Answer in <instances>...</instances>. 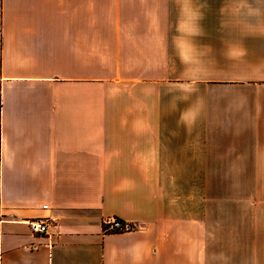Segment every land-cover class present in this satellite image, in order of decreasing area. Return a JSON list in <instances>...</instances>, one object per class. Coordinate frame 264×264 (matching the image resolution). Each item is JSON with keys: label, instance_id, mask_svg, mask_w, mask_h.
I'll return each instance as SVG.
<instances>
[{"label": "crops", "instance_id": "1", "mask_svg": "<svg viewBox=\"0 0 264 264\" xmlns=\"http://www.w3.org/2000/svg\"><path fill=\"white\" fill-rule=\"evenodd\" d=\"M0 264H264V0H0Z\"/></svg>", "mask_w": 264, "mask_h": 264}, {"label": "built area", "instance_id": "2", "mask_svg": "<svg viewBox=\"0 0 264 264\" xmlns=\"http://www.w3.org/2000/svg\"><path fill=\"white\" fill-rule=\"evenodd\" d=\"M43 209H47L44 206ZM102 232L104 234L128 233L136 228V225L127 221H123L116 217H106L101 223ZM29 227L34 234H45L48 229V220L39 219L29 223Z\"/></svg>", "mask_w": 264, "mask_h": 264}]
</instances>
